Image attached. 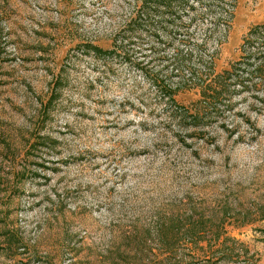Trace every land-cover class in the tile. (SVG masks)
I'll list each match as a JSON object with an SVG mask.
<instances>
[{
	"label": "rangeland",
	"instance_id": "1",
	"mask_svg": "<svg viewBox=\"0 0 264 264\" xmlns=\"http://www.w3.org/2000/svg\"><path fill=\"white\" fill-rule=\"evenodd\" d=\"M118 2L0 0V264H136L138 255L150 264V242L138 238L149 237L157 217L188 203L218 215L224 198L231 211L251 213L227 224L247 252L216 264H264V216L253 215L256 206L264 213V74L250 87L230 81L200 129L178 128L136 67L75 46L108 44ZM217 17L225 23L212 24ZM164 20L166 35L152 34L143 59L152 69L165 71L161 52L188 34L193 54L219 71L239 58L249 28L264 23V0H188ZM255 42L245 47L259 49ZM196 95L175 97L189 105ZM190 248L181 250L195 254L191 261L185 253L170 264H205Z\"/></svg>",
	"mask_w": 264,
	"mask_h": 264
},
{
	"label": "trees",
	"instance_id": "2",
	"mask_svg": "<svg viewBox=\"0 0 264 264\" xmlns=\"http://www.w3.org/2000/svg\"><path fill=\"white\" fill-rule=\"evenodd\" d=\"M117 1H119L117 6L120 14L114 23L111 34L103 37L108 44L85 40L75 46L104 63L116 59L126 61L131 66L136 67L153 85L158 96L163 99L165 103L164 113L168 123H172L178 128L190 125L200 129L201 127L198 125L202 123V120L212 115L215 112L214 109L218 107L217 104L228 95L230 81L238 86H243L245 82L247 83L246 87H250L255 85L254 82L252 83V76L255 75L258 77L257 79L261 80L260 77L264 74V58H261L251 67L248 66L247 59L264 56V23H256L249 28L253 33V38L257 41L255 42L250 34L245 35L239 58L231 62L227 68L213 71L210 60H203L201 54H193L194 51L198 50L197 45L190 39V35L183 34L182 38L175 40L176 44L170 54L161 52L164 63L169 64L170 67L166 65L165 71L162 69L157 71L147 64L146 59L143 60L148 55L146 51L149 52L152 48L150 43L154 40L151 38L152 34L154 37L161 34L166 35L164 31L167 25L166 20H164L165 15H173L174 12L184 8L188 0ZM176 19L180 24L178 17ZM219 19L225 23L223 17H217L216 20L212 21V24L215 21L217 24ZM172 21L174 26L180 27L176 20ZM155 38L157 39V37ZM254 42L256 46L253 49H259L250 51V47H245L248 46V43ZM200 65L210 71L201 70ZM243 67L248 69L246 72L249 75L248 78L241 74ZM171 75L176 77L173 82L170 81ZM61 79V74H57L53 78L51 92L45 104H50L55 98L52 93L59 87ZM191 88H195L197 95L189 101V105L183 104L182 99L175 97L179 93L183 94L184 90ZM39 137L45 138L44 136ZM182 140L184 139L182 138ZM221 201L223 206L221 209L218 208V215L215 214L214 210L211 214H203L198 212L199 204L188 203L183 211L174 212L167 219L157 217L153 227H150L152 232L150 233L149 230V237L141 235L138 238L140 243L146 240L150 242L148 245L149 253H146V257H150L148 260L150 264L182 262L185 253H189V260L191 261L195 254L181 250L189 246L194 248L190 249L197 251L196 259L200 258L205 264H216L220 259L231 260L240 252L246 253L247 249L243 244L227 233V224H243L251 213L245 212L244 209L231 211V207L228 206L225 198ZM256 209L253 211L256 213L253 214L254 217H263V207L256 206ZM233 214L235 216L231 219ZM18 243V238H15V244ZM142 258L143 255H138L135 258L137 261L135 263L144 264ZM244 261L248 263V260Z\"/></svg>",
	"mask_w": 264,
	"mask_h": 264
}]
</instances>
